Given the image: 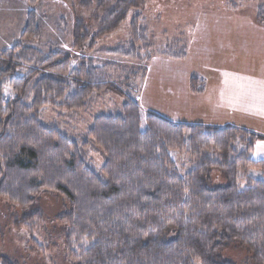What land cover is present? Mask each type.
<instances>
[{"label": "trees", "instance_id": "16d2710c", "mask_svg": "<svg viewBox=\"0 0 264 264\" xmlns=\"http://www.w3.org/2000/svg\"><path fill=\"white\" fill-rule=\"evenodd\" d=\"M40 1L27 0L22 43L0 51V200L21 211L16 225L41 221L37 201L47 192L66 202L55 221L73 264H235L221 256L231 245L264 264V160L249 157L257 136L231 125L172 123L152 111L141 130L131 93L145 69L128 67L115 76L109 70L117 64L89 56L146 0H63L88 18L74 16L70 49L46 53L32 44L39 39ZM129 25L130 39L101 54L140 59L146 29L138 15ZM160 54L182 59L185 49L176 42ZM4 87L12 98H4ZM109 93L121 98L119 106L94 116L79 137L40 117L48 108L86 111ZM89 149L102 159L98 170ZM180 153L195 162L184 176L174 164ZM213 170L224 174V183L210 185ZM0 264L15 263L0 255Z\"/></svg>", "mask_w": 264, "mask_h": 264}, {"label": "rangeland", "instance_id": "374dc122", "mask_svg": "<svg viewBox=\"0 0 264 264\" xmlns=\"http://www.w3.org/2000/svg\"><path fill=\"white\" fill-rule=\"evenodd\" d=\"M260 5L264 6V0H146L143 8L128 14L117 32L101 39L96 51L89 56L100 63L117 64L115 70H109L115 76H124L128 67L145 69L133 80L135 91L131 93L138 102L141 130L146 127L148 111L172 123L213 127L224 126L228 122L238 125L241 121L252 127L254 123L257 128L253 129L258 132L235 127L257 136L249 157L264 160V148L258 147V144L264 145V122L245 117L252 97L241 100L247 85H252L253 81H264V16L258 18ZM29 10L27 0L0 1V51L22 43L19 40L22 32L18 36V31L24 28ZM35 14L39 39L32 44L45 53L70 49V28L74 16L88 18V13L80 9H75L74 14L63 0H42L36 5ZM136 15L139 24L146 29L148 42L146 48L140 44V59L123 60L101 54L100 50L130 39L129 24ZM176 42L185 49L182 59L160 54ZM227 80H246L249 84L227 86ZM255 85H252L254 89ZM232 88L236 102L228 100L229 89ZM220 89L226 94L224 98L219 94ZM3 96L10 99L13 93L4 87ZM120 102L121 98L109 93L95 97L86 111L56 112L48 108L41 112L40 117L46 123L55 124L68 136L79 137L94 116L111 111ZM238 103H243L245 108ZM174 155L175 168L180 176L195 166L186 153ZM88 158L96 170L101 167L102 159L93 149H89ZM253 172L258 177L261 174L260 171ZM245 174L240 177V188L245 186ZM222 183L224 174L213 170L210 185ZM37 202L41 221L21 227L16 225L21 211L0 200V255L15 264H73L63 246L64 229L55 221L56 216L67 210L66 202L60 196L47 192H42ZM221 256L235 264H255L239 245L227 247Z\"/></svg>", "mask_w": 264, "mask_h": 264}, {"label": "crops", "instance_id": "0c3cea01", "mask_svg": "<svg viewBox=\"0 0 264 264\" xmlns=\"http://www.w3.org/2000/svg\"><path fill=\"white\" fill-rule=\"evenodd\" d=\"M35 11H36V7H35ZM22 20H23V17H22ZM22 30L23 29H19L18 36L22 32ZM225 83H228L227 86H229V85L235 86L237 84H239L241 86H244L246 84H249V82L246 81V80H242V82H239L237 80H229V81L227 80ZM252 85H255V89H254V87ZM252 85H247L246 86L247 87L246 91L242 95V99H241V100H247L248 98L252 97L250 99V101L248 102L249 107L246 108V109H248L249 112L245 115V117L250 118V120H254V121L256 120V121H259V122H264V81L260 82V83H255L253 81ZM225 86L226 85L224 84V87ZM219 94H223V98H224V94L225 93H224V91L222 89H220ZM228 97H230V98H228V100L234 99L235 102H236L237 98H236V93H235L234 88L229 89V96ZM248 104H246V105H248ZM238 105H240V106L245 108L243 103H238ZM225 124L226 125L230 124V125H234V126L244 127V128H247L248 130L258 132V130L253 129V128H257V125H254V123H253L252 127H250V125H246L245 121H243V122L241 121L238 125H237V123H231V122H228V123H225Z\"/></svg>", "mask_w": 264, "mask_h": 264}, {"label": "snow or ice", "instance_id": "6c2138e0", "mask_svg": "<svg viewBox=\"0 0 264 264\" xmlns=\"http://www.w3.org/2000/svg\"><path fill=\"white\" fill-rule=\"evenodd\" d=\"M258 147H260V148H264V145H259V144H258Z\"/></svg>", "mask_w": 264, "mask_h": 264}]
</instances>
